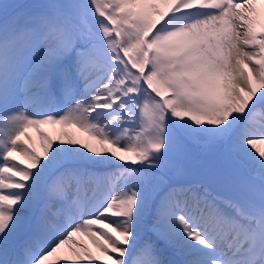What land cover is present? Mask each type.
Here are the masks:
<instances>
[{"label":"snow or ice","instance_id":"6c2138e0","mask_svg":"<svg viewBox=\"0 0 264 264\" xmlns=\"http://www.w3.org/2000/svg\"><path fill=\"white\" fill-rule=\"evenodd\" d=\"M258 145L264 0H0V264H264Z\"/></svg>","mask_w":264,"mask_h":264},{"label":"bare ground","instance_id":"6f19581e","mask_svg":"<svg viewBox=\"0 0 264 264\" xmlns=\"http://www.w3.org/2000/svg\"><path fill=\"white\" fill-rule=\"evenodd\" d=\"M43 131H44V129H43ZM44 132H46V131H44ZM64 132H68L70 135H71V132H69V128H67V129H64ZM58 141V140H57ZM39 142H41L42 143V141H41V139H40V136H39ZM82 142H84V140H82ZM91 143L90 144H92L93 146H95L96 148H100V149H102L104 146L103 145H100L99 143H94V142H92V141H90ZM261 148H262V151H264V145H261L260 146ZM78 239H81V240H83L88 246H89V248L90 247H94L92 244H91V241L88 239V238H80V237H78Z\"/></svg>","mask_w":264,"mask_h":264},{"label":"rangeland","instance_id":"374dc122","mask_svg":"<svg viewBox=\"0 0 264 264\" xmlns=\"http://www.w3.org/2000/svg\"><path fill=\"white\" fill-rule=\"evenodd\" d=\"M47 127V126H46ZM46 127L44 128V129H46ZM50 129V128H49ZM39 145H41V142L39 143ZM261 145H258V147L262 150V148L260 147ZM40 147V146H39ZM40 149H42L41 147H40ZM43 150V149H42Z\"/></svg>","mask_w":264,"mask_h":264}]
</instances>
